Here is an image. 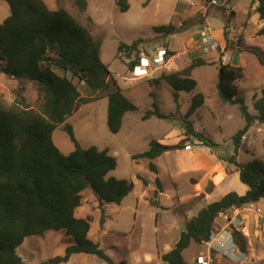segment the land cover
<instances>
[{
	"label": "rangeland",
	"instance_id": "obj_1",
	"mask_svg": "<svg viewBox=\"0 0 264 264\" xmlns=\"http://www.w3.org/2000/svg\"><path fill=\"white\" fill-rule=\"evenodd\" d=\"M45 1L52 7L65 6L81 23L88 26L92 38L101 41V57L111 71V77L107 80L111 87L109 92L121 88L137 105V109L124 114L120 131L112 133L108 127L109 92L102 90L93 93L84 82L79 84L81 95H93L94 99L86 104L78 103L65 124L72 126L81 146L108 148L110 154L116 157L117 167L108 177L133 181L135 186L121 204H101L94 191L87 188L83 192V204L77 209L76 215L90 222L89 237L99 242L118 263L124 260L127 264L140 261L144 264L146 254L149 255L146 259L150 264H162V254L176 245L187 220L208 202L222 196L224 187L221 188L220 183L227 181L230 184L229 191L238 192L242 182L236 173L228 176L235 167L223 157L239 154L238 159L244 162L251 159L250 155L256 154L255 158L264 160V123L255 121L241 137L239 149H242L236 151L233 137L246 125V120L237 104L223 101L217 90L210 88L213 76L219 72V53L206 56L214 64H204L193 70L192 76L197 85L191 92H180L178 105L171 86L160 76L163 72L182 70L199 57V53L192 52V42L189 41L198 35L200 24L189 25L185 31L171 35H160L154 27L170 23L179 26L204 15L218 38L221 39L220 35L226 31L228 49L243 46L244 40L264 53V36L257 34L260 24V18L257 17L260 16L256 17L253 13L257 11L256 0H231L230 3L229 0H221L223 5L207 7L199 2L191 4L189 0H128L127 11H122L116 0H89L86 11L79 10L74 0ZM10 13L9 3L0 0V23ZM137 40H141L139 52L134 50L129 55V51L119 50L121 45H132ZM162 48L167 49V55L154 62ZM142 52L149 54L148 74L136 75L129 63L137 55L141 56ZM207 58L204 60L208 62ZM2 64L0 61V66ZM260 72L253 66L247 67L245 78L239 84V95L245 98L252 113H256V99L248 91L264 83V73ZM19 87L18 79L0 71V99L8 105L19 101L39 110L41 98L37 86L26 81L23 83L24 90L19 91ZM199 94L204 96V103L193 114H188L193 98ZM155 111L163 116H157ZM146 114L150 115L144 118ZM188 124L194 128L190 134L187 133ZM195 132L205 133L213 145L201 144L193 135ZM53 140L64 154L75 149V143L64 125L56 128ZM153 140L167 145L184 141L187 147L167 150L154 160L134 158V155L148 150ZM150 162L156 164L158 173L150 169ZM230 215L233 217L235 214ZM236 218H232V229L241 235L238 236L240 244L235 238L237 249L241 250L246 224L242 218L238 219L239 228L235 229ZM223 219L226 220L222 217L217 222L222 223ZM224 227L218 228L215 224L214 232L222 233ZM248 230L253 236L250 246L256 251L264 250L263 219L260 218L259 225L255 220L250 222ZM72 243V237L64 231L48 230L44 236L27 237L18 247V253L27 264H38L64 255L67 246ZM206 251V243L200 245L192 241L185 249L184 257L191 264L195 261L200 264L206 257ZM231 260H225L224 264L242 262L239 261V255ZM73 264L107 262L91 254L78 253L74 256Z\"/></svg>",
	"mask_w": 264,
	"mask_h": 264
},
{
	"label": "trees",
	"instance_id": "obj_2",
	"mask_svg": "<svg viewBox=\"0 0 264 264\" xmlns=\"http://www.w3.org/2000/svg\"><path fill=\"white\" fill-rule=\"evenodd\" d=\"M6 1L11 13L0 23V61L3 62L0 71L19 80V91L24 90V82H33L41 100L39 110H35L19 101L8 105L0 99V264H27L18 253V247L27 237L44 236L48 230L64 231L72 237L73 243L67 246L64 255L38 264L67 262L78 253L97 256L107 264H126L125 261L116 262L99 242L89 237L90 222L76 213L83 204V192L87 188L94 191L100 202L121 204L135 184L126 179L108 177L117 167L116 157L108 148L81 146L72 126L65 124L78 103L86 104L94 99L93 95H81L80 83L84 82L93 93L111 89L107 81L111 71L101 57L102 43L93 39L88 26L63 5L52 7L45 0ZM88 1L74 0L81 11L87 10ZM116 1L122 11H127L128 0ZM256 10L264 21V0H258ZM205 18L200 15L198 20L179 26L162 24L155 26L154 30L160 35H171L185 31L189 25L202 24ZM257 34L264 36V25ZM226 39L228 43L227 34ZM140 42L123 44L119 50L129 51V55L134 50L137 53ZM258 55L264 63V53ZM138 57L130 61L131 68ZM208 63L197 58L182 70L161 74L160 79L171 86L178 105L180 92H191L197 85L192 77L193 70ZM218 69L216 88L220 98L237 104L246 120V125L233 137L238 151L242 135L253 123H264V89L255 100L256 113H252L245 98L238 94L236 81L243 78L242 68L220 63ZM108 96V127L112 133H117L123 125L124 114L137 109V105L121 88L110 91ZM203 103L204 96L196 95L188 114H193ZM155 113L163 116L158 111ZM60 125H64L75 143V149L69 154H64L53 140V133ZM193 135L204 146L213 145L205 133L195 132ZM185 147L184 141L167 145L153 140L148 150L134 155V158L154 160L167 150ZM223 160L235 166L241 181L249 187L247 192L230 191L208 202L188 219L176 245L162 254L164 264H189L184 257L185 249L192 241L204 243L210 240L220 213L264 199L263 159L239 163L234 154L223 157ZM150 169L158 173L153 162H150ZM236 235L234 232L237 239Z\"/></svg>",
	"mask_w": 264,
	"mask_h": 264
},
{
	"label": "crops",
	"instance_id": "obj_3",
	"mask_svg": "<svg viewBox=\"0 0 264 264\" xmlns=\"http://www.w3.org/2000/svg\"><path fill=\"white\" fill-rule=\"evenodd\" d=\"M198 1H203V0H198ZM230 1L231 0H229V3H230ZM229 3H227L226 4V6L229 4ZM203 6V5H202ZM257 6H258V0H256V3H255V9L257 8ZM204 7V6H203ZM253 13H255V16L257 17V16H259V13L256 11V12H253ZM258 19L260 18V17H257ZM206 21L204 22V23H202V24H200L199 25V29H198V31L200 30V28H202V26L204 25V24H207V18L205 19ZM259 25H258V27H259V30L262 28V26L264 25V21L263 20H261L260 19V21H259ZM207 25H209V24H207ZM224 30V29H223ZM221 36V39L220 38H218V36L216 35V37L221 41V43L222 44H227V46H228V43H226L225 42V36H226V34L224 33V31H223V34L222 35H220ZM198 37V35L196 36V38ZM188 38V36L186 37V39ZM193 38V37H192ZM196 38H194L193 40H188L189 42H192L191 43V48H192V52H197V55H198V53H199V57H197V58H203V59H205V58H207L206 56L208 55V54H210V53H217V52H215V51H213V52H210V53H207V54H205V53H203V52H201L198 48H197V45H196ZM228 38V37H227ZM242 43H243V46H241V47H238V48H233V49H229V51H230V61H229V63L228 64H230V65H232V66H240L241 68H242V71H243V78H241L240 80H238V82H236V85H237V88H238V94H239V84L241 83V80H243L244 78H245V74H244V71L247 69V67H254L255 69H259L261 72L260 73H264V63H262L261 62V60H260V58H259V55H258V53L259 52H261V50H260V48H256V47H252L251 46V44H247L244 40H242ZM249 48V49H248ZM174 56H177V54L175 53L174 54ZM211 58V57H210ZM208 59V64H210L211 63V65L212 64H214V63H212V60L210 59L209 60V58H207ZM197 68V67H196ZM176 71V70H175ZM178 71V70H177ZM150 76H151V74H150ZM193 77V76H192ZM214 77V80H213V82H211L210 83V88L212 89V88H214L215 90H217V88H216V84H217V82H216V80H218V74H217V76H213ZM148 79H151V78H148ZM249 89V88H248ZM251 90H249L248 92L249 93H251L252 94V97H254V99H257V98H259L260 96H261V92H262V89H264V83H261L260 85H258V86H254L253 88H250ZM218 92V91H217ZM258 92H260V94H258ZM240 149H242V148H240ZM240 149H238V150H240ZM236 155V160L239 162V163H247V162H249V161H251V160H253V159H255V155L256 154H254V155H250V157H251V159H249V160H247V161H244V162H242V161H240L238 158H239V154H235ZM232 164V163H231ZM233 165V164H232ZM233 167H235L234 165H233ZM229 173V172H228ZM234 173H236V176L237 177H239V180L241 181V179H240V174H239V172H237V171H235V169L230 173V174H228V176L230 177L231 175H233ZM223 174H225V173H223ZM228 177V178H229ZM236 177V178H237ZM227 182V181H226ZM224 183V182H222V183H220V187L222 188V187H224L223 188V194H222V196L224 195V194H226V193H228V191L230 190V184L228 185L227 183ZM242 182V181H241ZM243 183V182H242ZM242 183H240L241 184V186H240V188H239V190H238V193L239 194H245L246 192H247V190H248V186L245 184V183H243V184H245V185H243ZM232 191H235V190H232ZM230 192V191H229ZM237 192V191H236ZM197 194V193H196ZM221 196V197H222ZM220 198V197H219ZM219 198H217V199H219ZM214 201V200H213ZM255 203V206L256 207H260V208H262V210L264 211V199H261L260 201H258V202H254ZM254 206V207H255ZM224 213H229V214H235V215H233V217L235 218V217H237L236 219H235V229L238 227V224L240 223L239 222V220H241V218H242V222L243 223H245L246 225H244V227H245V230H243V233L244 234H246V236H242V239H243V242L244 243H242L241 245H240V247L242 248L241 250H237L236 251V253H234V255H232V256H226V255H224L222 252H221V250H218L217 248H210L209 246H208V244L206 243V242H204V243H206V246H207V251H206V257L204 258V259H202V260H207L208 262H209V264H224L225 263V260H227L228 262L229 261H232L231 259H233V258H235L236 259V256L237 255H239V261L241 260L242 262H241V264H263V262H264V250H262V251H256L255 249H254V247H251L250 246V243L252 242V238H253V236L252 235H250V233H249V230H248V227H249V223L250 222H253L254 220H255V223H257V225H259V220H260V218H262L263 219V222H264V212H263V214H261V213H258L257 212V210H256V208H252L251 206H250V203L249 204H246V205H244V206H242V207H240V208H237V207H233V208H231V209H229L228 211H226V212H224ZM224 213H220V215L216 218V222H215V224H216V226L218 227V228H223L226 224H227V222H226V220H224L222 223H218L217 222V219L218 218H222L223 217V214ZM238 215V216H237ZM239 219V220H238ZM233 226L234 225H232V228H233ZM239 228V227H238ZM234 232H237V231H235L234 230ZM238 236H240L241 237V235H240V233L239 232H237V235H236V237H237V240L236 241H238V243L240 244V242H239V238H238ZM24 243V242H23ZM198 244H200V245H203V243H198ZM115 247V246H114ZM116 249V248H115ZM171 250V249H170ZM18 251V250H17ZM116 251V250H115ZM202 252V251H201ZM163 253V252H162ZM79 254H81V253H79ZM160 253L158 252L157 253V255H159ZM241 254V255H240ZM76 254H73L72 256H71V258L66 262V263H64V262H61V263H59V264H69V263H71V264H73L74 263V256H75ZM78 255V254H77ZM147 256H149V255H144V258H145V260H143V261H145L144 262V264H150V261L148 260V259H146L147 258ZM114 257V256H113ZM23 258V257H22ZM124 259H125V257H123ZM118 259H120V258H118ZM24 260V259H23ZM115 260V259H114ZM201 260V261H202ZM116 262H118L117 260H115ZM124 261V260H123ZM199 261V260H198ZM119 262H121V260L119 261ZM149 262V263H148ZM163 262V261H162ZM232 263V262H231ZM127 264V263H126ZM137 264H143V262H138ZM162 264H164V263H162ZM189 264H191V263H189ZM194 264H199V263H197V261H195V263ZM201 264V263H200Z\"/></svg>",
	"mask_w": 264,
	"mask_h": 264
},
{
	"label": "built area",
	"instance_id": "obj_4",
	"mask_svg": "<svg viewBox=\"0 0 264 264\" xmlns=\"http://www.w3.org/2000/svg\"><path fill=\"white\" fill-rule=\"evenodd\" d=\"M191 4H194L195 2L201 3L204 7L207 6H216V5H223V2L221 0H203V1H198V0H189ZM196 45L197 48L207 54L210 52H217L219 53L218 59L221 63L223 64H228L230 61V51L228 49L227 44H222L221 41L216 37L214 34L212 28L204 24L202 28L198 31V37L196 38ZM142 55L137 58V63L133 67V74H142L144 73L147 75V67L149 65L148 61L149 59V54L147 53H141ZM158 57L155 58L156 61L160 58H163L165 55H167V49L162 48L159 49L158 51ZM160 56V57H159ZM132 61V60H131ZM144 71V72H143ZM147 73V74H146ZM250 206L252 208H256L258 212H262V208L256 207L254 202L250 203ZM255 206V207H254ZM223 217L226 219L227 225L224 227L222 230V233H215V228L212 231L210 240L206 242L210 248H217L218 250H221V252L226 255V256H232L234 253H236L237 249V244L235 242L234 238V231L232 229V216L229 213H224ZM201 264H209L207 260H202L200 262Z\"/></svg>",
	"mask_w": 264,
	"mask_h": 264
},
{
	"label": "water",
	"instance_id": "obj_5",
	"mask_svg": "<svg viewBox=\"0 0 264 264\" xmlns=\"http://www.w3.org/2000/svg\"><path fill=\"white\" fill-rule=\"evenodd\" d=\"M194 130L193 126L191 124H188L187 125V133L190 134L192 133ZM101 204H103V202H101Z\"/></svg>",
	"mask_w": 264,
	"mask_h": 264
}]
</instances>
